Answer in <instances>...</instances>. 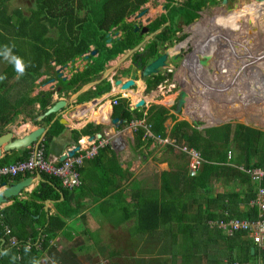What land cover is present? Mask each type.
I'll return each instance as SVG.
<instances>
[{"label":"trees","instance_id":"obj_1","mask_svg":"<svg viewBox=\"0 0 264 264\" xmlns=\"http://www.w3.org/2000/svg\"><path fill=\"white\" fill-rule=\"evenodd\" d=\"M10 1L0 0V52L4 51L5 45L11 47L13 54L23 59L26 69L25 74L18 79L22 86L20 88L18 86L17 93L14 92L15 94L10 96L9 91H13L14 87L17 88V85H8L7 81L16 75V72L14 66L0 55V65H3L0 76L7 77L0 81V89H2L0 123L4 120L7 123L12 122L22 106H29L36 102L42 113L50 106L48 105L50 91L43 93L38 99H29V93L34 88V81L42 76H46L45 81L53 79L57 82L58 93L74 92L81 85L95 80L107 62L131 49L140 41L141 37L132 31L133 24L125 23L124 18L137 12L139 7L147 2V0H33L29 15L23 16L19 8L8 9ZM228 1L240 2V0ZM198 2L199 0H187L182 7H171L166 17L162 16V22L167 19L172 24L174 21L176 23L178 18L187 19L190 11L197 7ZM210 3L214 5L217 1L210 0ZM201 7L194 11L186 23L193 18L208 16V13H200ZM156 27L157 25H150V29ZM174 27L170 25V31L166 35L165 33L159 35L157 39L163 41L171 37ZM112 28H115V31L119 30L121 37L106 47L107 34ZM206 33L209 35L214 33L210 41L212 46L230 37L231 28L228 22H219ZM201 39L202 35H199L193 44L202 45ZM90 47L96 51V54L93 57H87L81 71L73 73L68 80L57 79L55 67H64L77 59H83L82 57L89 52ZM145 49L151 54L148 58H140L142 65L148 59H152L153 44L146 45ZM133 61L137 62V55ZM244 68L247 67L239 66L236 69L239 72ZM229 71L236 73L235 68L229 67ZM158 81V78L150 81L149 88L155 86ZM108 88V83L102 82L88 96L81 97L100 95ZM227 91L231 92V88L227 87ZM225 96L230 95L221 97H224V100L230 99ZM162 112L166 113V111ZM217 112L218 117L228 113V111L220 112L219 108ZM240 112L243 116L241 122L247 120L264 127V111L262 113L254 107L251 111L242 109ZM148 113L146 117H143L137 110L128 112L121 105H116L112 108L111 116L125 123L131 120H144V124L149 125V131L153 136L164 138L167 135L175 144L183 143L188 148L196 150L205 161L198 172L192 176H187L186 170L161 173L160 192L145 191L146 197L139 193L140 197L130 207L119 204L122 203L121 193L125 192L124 189L119 188L124 186L130 173L127 168L121 169L111 158L109 161L106 154L112 155V152L108 148L99 150L92 160L86 162V168H80L77 171L80 178V185L77 188L67 189L60 185L59 179L40 174L42 182H39L31 191L27 200L12 198L10 199L12 203L2 210L4 221L11 229V235L18 243L28 244L29 249L25 252L22 247L16 249L7 246L6 238L0 231V242H2L0 264H32V261H37L41 252L49 248V241L55 239L65 227L66 220L77 218L85 229V216L80 212L84 208L80 200L86 194L82 192L86 190L81 182L83 176L95 179L97 195L92 197L93 200L107 198L108 205L118 206L115 208L123 213L124 221L132 218V223H129L124 230L129 237L139 239L143 244L146 241L143 242L142 239L153 232L158 231L159 236L167 237L166 244L157 252L162 255L164 252L168 253L169 264H177L176 257L179 258V264H203V260L208 257L216 264H222L224 260L227 263L237 261L240 264H264V250H259L247 238H242L240 234L227 237L220 230L211 229L206 225L208 221L213 220L255 218V209L248 206V202L254 197L255 185L250 183L244 174L225 166L224 163L226 152L231 150V164L264 169V133L238 124H225L197 131L184 121L174 123L168 133H165L163 122L166 118L162 115L153 117L150 109ZM189 115L193 117L192 113ZM52 118V114L48 115L41 122L48 125ZM58 128L57 124L49 125L43 139L45 149L60 133ZM99 129V127L86 125L79 131L71 132L72 140L77 141L81 136H92L94 133H99ZM143 135L144 130L139 127L132 139L133 150L140 154L141 150L147 148L149 144L148 138L141 140ZM27 154V150H22L15 160L23 161L27 158ZM9 163H14V160L10 161L6 157L0 159V165ZM116 176L121 180L115 182ZM19 179L20 177L11 181L16 182ZM214 180L220 182L223 191L213 195L211 183ZM134 183L136 185L135 181ZM261 186L264 188V181ZM87 195L90 197L89 194ZM44 201L52 203L55 215L49 216L47 222L39 226V221L35 217L41 211ZM35 226L39 227L36 229ZM86 233L89 232L85 229L83 234ZM123 245L128 249V244ZM38 246L39 250H36ZM250 248H253V254H250ZM219 249L222 251H218ZM136 250V246L130 249L131 252H125L124 248H113L109 244L96 247L97 256L106 260L108 264H143V259L140 260L132 254ZM5 251L7 255L3 254ZM142 252V250L139 251V253ZM144 253L150 254L149 249H146ZM218 255L224 257L221 263L217 259ZM160 264H165V260Z\"/></svg>","mask_w":264,"mask_h":264},{"label":"rangeland","instance_id":"obj_2","mask_svg":"<svg viewBox=\"0 0 264 264\" xmlns=\"http://www.w3.org/2000/svg\"><path fill=\"white\" fill-rule=\"evenodd\" d=\"M32 1L33 0H11L8 9L19 8L23 16H28L29 10L33 7ZM186 1L187 0H151L148 4H144L140 6L137 12H135V15H131L127 19L129 21L132 19L130 24H133L134 22L137 21L136 15L139 13L140 15L138 16H140L139 17L141 21L140 23L142 25L145 24V21L151 23L152 20H153V25H158L163 23L162 22L163 13L169 12L171 7H178L179 5L181 6L185 4ZM200 1L206 2V0H200ZM242 1L243 3H245L244 8L239 12H237V15L226 17L225 21L228 22L229 27L231 28V33L229 36H232L235 40L233 48L236 44H238V40L243 42V45L241 43V45L238 48V54L234 56H229L227 54L226 51L228 50V48L225 49V54H223V51L218 53V55H220L221 57L215 55V57L220 58V61L218 60V58H215L216 59L215 67L213 68L212 71L213 73L209 75L207 74L208 81L210 82L208 83L209 85L207 84V82H205L206 80H204L203 83L204 82L205 83L202 84V80L205 78L204 74L199 80L195 81L194 84H193V80L190 81L191 84L190 86H188L189 88L187 90L189 91L193 90L195 96L189 94L187 97L190 100L193 97H195L196 100L195 102L197 105L195 106L196 109L194 112V117L182 114L177 117V121L184 120L186 123L191 125L190 124L191 120L196 119L202 123L200 124L201 127H204L205 124L203 123L207 122L208 119H212L214 122L216 121V123H214L213 126L217 127L224 124L233 125V124H237L235 122H241L243 116L240 114L241 113L240 110L242 109H247V110L249 109L251 111L252 108L256 107L258 109H261V112L263 113L264 111V50L263 49L264 48L263 49L260 48L264 47V40H262L264 38V11L263 12L261 11L262 8L264 10V0H247V1L242 0ZM164 4L166 6H169L168 8H165L166 9L165 12L161 10L162 9L161 5L164 6ZM174 24L175 21L172 23L173 27ZM176 25H178V22H176ZM181 25L182 24H179V26ZM257 25L261 29L262 36H256L257 35L256 32L258 31ZM174 32L177 34L162 41V45H164L165 41L168 42V44H166L167 48L165 49V51H162L159 55L155 54L152 57V59H148L146 63V68L145 70H143L142 77H139L137 81L143 82L145 80V77L147 78V74H148L147 66H149L148 68H152L156 62L162 59V53H165L167 51L169 44L174 43L176 41L177 35L180 32L177 26L176 29L174 28ZM246 32H251V34L247 36ZM158 36L159 35H155V33H153L151 37L152 39L149 40L148 42V44H153V48L155 47V49L156 47L161 46L159 45L161 43V40L157 39ZM245 37L247 38L246 40ZM258 44L260 45L257 46ZM255 47L256 49H254ZM257 49L260 50L261 52H256ZM128 59L129 57H126L122 61L118 62L119 63L118 66L115 67V69L111 70L113 72L112 74H114V76H112L113 81L120 75L122 76L124 75V73H121V71H123L124 68H126V66L128 65ZM115 63H116V59L111 63L107 64L106 67L108 66L114 67L116 65ZM207 63H209V61H207ZM80 65H82V61H80V59H77L72 64H66L64 67H61V70L59 71L61 77H65L67 79L70 77V75L73 74L75 69L81 71ZM238 65L239 66L247 65L248 69L244 68L243 71L240 70L238 72V70L236 69ZM204 67H206L207 69L205 68L202 71L203 73L209 71L208 66L205 65ZM229 67L231 68L234 67L236 73L235 74L230 73ZM0 69H3V65H0ZM111 71L107 75L108 76L107 78H109L112 75V74L110 75ZM17 75L18 74L16 73V75L10 77L7 81L8 85H13V84L17 85L16 86L17 88L14 87L13 91L12 90L9 91L10 96L11 95L13 96L15 93H17L18 86L19 88L20 86H22V83L18 80L19 78H17ZM43 78L44 77H41L38 80L34 81V88L29 93V99H38L43 95V93L55 90V86H56L55 82L47 83V81H44ZM231 79L232 81L228 83L227 80H231ZM158 80L159 82L158 84H156V87L154 89L145 90V93L147 95L152 94L154 95V97L153 100L149 102V104H147L146 107L142 109L143 112L148 115L150 112L147 113L146 111L150 106V111L153 117H157L158 115L163 116L164 113L162 111H168V109L172 108L169 107V104H167V102L169 101L171 102L172 98L175 95L178 97L177 94H179L176 87L172 83H170V81L159 77ZM159 85H165L168 88L166 91L159 93L157 92ZM228 85H231L232 87L231 92L227 91ZM135 89H136V85L131 90L134 91ZM223 91L225 94L222 95ZM226 91L228 94L226 93ZM0 92H2V89H0ZM71 93L72 92H68L69 95H72ZM89 94L90 92L84 94V96H88ZM69 95H67V91H66V93L63 94L62 96L57 95L56 97L68 98ZM190 95H192V97H190ZM224 95H230V96H225V98L228 97L230 98L228 100L231 101L224 100L223 98H221V96ZM79 98L82 99L83 97H79ZM54 99L55 98L51 96L49 98L48 105H50ZM221 100H223L222 103H220ZM192 101L193 100H191V102ZM75 103L73 104L74 107L78 105V103L76 104ZM218 107L220 109L224 108L225 112L228 111L229 113L230 111L235 114L237 113L238 115L236 118L222 120L220 118H224L225 114L220 118H218L219 116L217 115ZM19 109L20 110L18 111V115L14 121L7 123L4 120L0 123V128L10 125L8 126V130L13 131L15 136H19L27 128H30V124H31L30 122H32V120H36L37 117L42 114L38 106V103L36 102L31 103L29 106H22ZM183 113L186 114V111H184ZM239 116L240 119H238ZM41 120H39V122L36 120V122H38L36 123L38 124L37 126H44ZM174 122H175L174 120L172 121L168 117V119H165V122H163V126L164 128L168 129L169 128L168 126H172ZM244 122L245 124H248L249 126L254 127L255 129L264 130V127H260L259 125H256L252 122H249L247 120ZM58 126L61 127V125ZM70 129H66L63 132H61V136L65 137L66 141L72 142L73 140L71 137ZM78 129L75 130L77 131ZM120 144L122 145L125 144L126 150L123 149L120 150L121 148H118L113 150L112 154L114 153L115 155L116 163H118L121 168H127V171L130 173L126 181L128 182V187L126 188L125 192L121 193V197H120L121 202L123 204L126 202L129 203V200L131 201V195H133L136 192V190L147 191L153 189L160 192L159 189L160 172L172 173L175 172L176 170L179 171L186 170L187 176H190L192 174L186 169L185 163L180 158L177 159V157H175V151L172 148L169 151L166 148H158L155 147L154 145L152 147V145L150 144L147 146V148H143L140 154L139 152L133 150L132 141L129 137L119 142V146ZM84 145H86V143ZM55 148L56 146L52 150H50V153H54ZM138 179L139 181L136 182L135 185L136 187H134L133 183ZM177 190L175 191V194L177 193ZM143 191L141 193H143ZM146 196H147L146 194H143V197ZM134 202L135 201L132 200V204ZM105 205H106L105 207H97L98 205L94 204V206L90 205L91 207L88 206L82 209L87 211L86 213L88 214L89 217L87 220L88 224H86L85 229L87 228L90 229V231H93V233L91 234L86 233V236H83V232L85 229L81 226L80 221L79 220L74 221L72 220L73 218H71L73 224L70 226L68 225V227L71 230H73L74 233L78 234V236L76 237L77 240L76 239L75 240L78 241L79 243L73 245V242L70 243L68 242L71 248V252H69L66 246H63L62 249L58 250L57 253H60L58 254L59 258L56 257V254L55 256H53V260L55 261V264H108L106 260L102 259L100 256L97 255L93 256L96 257L94 261L91 260L92 252H94V254L95 253L97 254L96 247H98L99 245L103 246L101 243L105 242L100 240L101 233L104 235L111 234L110 238L112 240L108 241V244L113 248H118V249L124 248L125 252H131L130 249L136 246L137 250L135 251V253L133 252L132 254L136 255V257L140 258V260L143 259L144 261L143 264H160L163 261V259L169 257L168 253L164 252V254L162 255V253L158 254L157 252L160 249V247L165 245L166 244L165 242H167V237L159 236L158 231L146 235V237L142 239L143 242L146 241V243L143 244L142 242H140L139 239L130 238L125 232H120L119 229L117 230L115 229L116 232H111L110 231L111 227L108 223L106 225L109 227V230L107 232L103 230V228L106 227V225H101V222L104 221L102 220V215H100V210L102 208H104V212L110 210L108 213L109 223L122 222V214H123L122 212H119V210H117L115 207H111V206L108 207V203ZM92 208H94V215L92 213ZM111 210H113L114 214L111 213L112 212ZM132 217L135 218V216ZM71 220H69V222ZM97 221H99V224L96 223ZM127 222L132 223V218H129ZM9 230L11 229L9 228ZM65 237L67 238L69 237L67 233ZM125 241H127V244L129 245L128 249L123 245ZM147 241H149L151 244ZM142 245L145 246L142 247ZM146 249H149L150 254L144 253ZM140 250H142L143 252L139 253ZM218 251H222V249H219ZM69 254H72L74 257H69ZM217 259L221 263L224 257H222V255H218ZM176 262L177 264L180 263L178 257H176ZM237 263L240 264L239 262ZM50 264H52V261H50ZM203 264H216V263L212 261L210 257H208L205 260H203Z\"/></svg>","mask_w":264,"mask_h":264},{"label":"clouds","instance_id":"obj_3","mask_svg":"<svg viewBox=\"0 0 264 264\" xmlns=\"http://www.w3.org/2000/svg\"><path fill=\"white\" fill-rule=\"evenodd\" d=\"M151 0H147V2H145L144 4H148L149 2H150ZM204 3H205V1H203ZM202 1H200L199 0V2H198V5H197V7L196 8H194L193 10H191L190 11V16L187 18V19H185V20H181V19H177L176 20V22H179V21H181L182 22V25L183 24H185L186 22H187V20L192 16V14L194 13V11H197L202 5H204V3H203ZM143 4V5H144ZM160 6V5H159ZM180 6V5H179ZM178 6V7H179ZM183 5H181L180 7H182ZM161 7H162V11H164L165 12V8H168L169 6H166L165 4H164V6L163 5H161ZM139 14V13H138ZM137 14V15H138ZM131 15H135V13H133V14H131ZM131 15H129V16H131ZM166 15H167V12L166 13H163L162 14V16H164V17H166ZM129 16H127V17H125L124 18V22L125 23H127V24H130L129 22H126L128 19V17ZM167 20V19H166ZM165 20V21H166ZM164 21V22H165ZM168 21V20H167ZM219 22V21H218ZM176 23H175V29H176ZM134 28V27H133ZM176 32H177V30H176ZM180 33V32H179ZM175 34H177V33H175ZM107 40H108V42H107V40L105 41V46L106 47H109L110 45H111V42L112 41H114V40H117V39H119L120 37H121V32L119 31V30H117V31H115V28H112L110 31H109V33L107 34ZM161 43H162V41H161ZM166 44H168V42H164V45H166ZM136 45H138V43L136 44ZM135 45V46H136ZM134 46V47H135ZM4 51L3 52H0V55H2L3 57H4V59L5 60H7L9 63H11L13 66H14V70H15V72L18 74L17 75V78H19V77H21V76H23L24 74H25V69H26V65H25V62L23 61V59L21 58V57H19V56H17V55H14L13 54V52H12V48L11 47H9V46H7V45H5L4 47ZM133 48V47H132ZM131 48V49H132ZM91 50H94V49H92L91 47H90V49H89V51H91ZM130 50V49H129ZM129 50H126V51H124L122 54H119V55H121V56H123V54H125L127 51H129ZM140 50V47H139V49L137 50V51H135L134 53H132L130 56H128L129 57V59L131 58V59H133L134 57H133V54H137V52ZM89 53V52H88ZM88 53L87 54H85V55H88ZM96 54V53H95ZM155 54V53H154ZM154 54L152 55V57L154 56ZM84 55V56H85ZM83 56V57H84ZM118 56V55H117ZM116 56V57H117ZM82 57V58H83ZM87 59V58H86ZM86 59H80V61H82L84 64H85V60ZM128 59V60H129ZM112 61V60H111ZM75 62V61H74ZM108 63V62H107ZM107 63L104 65V67H103V70H105V68L106 69H108V68H110V67H106L107 66ZM147 63V62H146ZM146 63L142 66V69L144 68V67H146ZM84 64H83V66H84ZM83 66H82V68H83ZM57 68V69H56ZM82 68H81V70H82ZM56 69V70H55ZM61 70V67L59 68V67H55L54 68V72H56V74H57V79L58 78H60V79H62L63 81H65V80H68L69 78H65V77H61V74H60V71ZM103 70L99 73V75L97 76V78L95 79V80H97V79H99V78H101V74H102V72H103ZM112 70V69H111ZM76 71H78L79 72V70H77V69H75L74 70V72L73 73H75ZM123 71H121V73H122ZM113 72L111 71V73H110V75L112 74ZM59 76V77H58ZM71 76V75H70ZM112 76H114V74H112L109 78H107L108 76H106L105 77V79L104 80H101L97 85H99L100 83H102V82H106V83H108V86H109V88H108V90L106 91V92H102L100 95H94V96H89V97H83L82 99H80L79 97H81V96H83L84 94H86V93H88V92H91V91H94L95 90V87L97 86V85H94L91 89H89V90H87L86 92H84L83 94H81V95H79L77 98H75L74 100H72V101H68V99H69V97H70V95L68 94V92H71V91H68L67 92V95H69V97L68 98H65V97H61V98H57L56 96L58 95H63V94H65L66 92H64V91H61V92H59L58 93V91H57V82L55 81V80H53V79H49V80H47V83L48 82H55V84H56V86H55V90H53V91H50L51 92V95H50V97L52 96V97H54L55 99L52 101V103L50 104V106L54 103V102H56V101H58V100H65L66 101V106L64 107V108H62L58 113H56V114H52L53 115V118L51 119V121H50V123L47 125V127L45 128V125L44 126H37L38 124H33V122H36L35 120H32V122H30L31 123V125L33 124L34 126H36V128H39V127H41V128H44V129H46V131H47V129H48V127H49V125L52 123V124H57V125H61V127L59 126V130H60V133L56 136V137H54L55 139L60 135L61 136V132H63L64 130H66V129H70V131L72 132V131H76L75 130V128H72V127H70V126H67V122H66V119H68V116H67V114H69L70 112V115H69V118H71L72 116H74V118L75 117H77V116H79V115H82V113L84 112V111H86L87 110V108L89 107L88 105H87V103L89 102V100H92V99H95V100H99V102H101V103H103V102H108L109 103V108H110V110L112 111V108L114 107V106H116V105H121L126 111H128V112H132V111H138V112H141L142 113V115H143V117H146L147 116V114L146 113H144L143 112V108L146 106V104L145 105H143V106H141V107H137V108H135V109H133V108H127L122 102H120L119 101V96H120V92L121 91H127V92H131L132 90V88L135 86V83L136 82H138L137 80H133V82H134V85L132 86V87H130L128 90H120L119 89V87H113V85H112V83H113V77ZM124 76V75H123ZM122 75H121V77L119 76V77H117L116 79H120L121 81H122V83L123 82H125V81H127L128 79H130V78H126L125 76L123 77ZM42 77H44L43 79H44V81H45V79H46V76H42ZM142 77V76H141ZM159 77V76H158ZM158 77H155V78H158ZM7 77L6 76H0V81H3V80H5ZM41 78V77H40ZM159 78H161V77H159ZM115 79V80H116ZM124 79V80H123ZM154 79V78H153ZM153 79H151L150 81H152ZM95 80H93V81H95ZM147 82V84H146V86H145V88H144V91H143V93L147 96V94L145 93V90L146 89H149V82L150 81H147V78L145 77V80L143 81V82ZM90 82H92V81H90ZM140 82V81H139ZM89 83V82H88ZM84 85V84H83ZM83 85H81V86H83ZM147 85H148V87H147ZM80 86V87H81ZM79 87V88H80ZM160 87H166L165 85H159V87H158V89H157V92H159V93H161V92H163V91H160ZM78 88V89H79ZM94 88V89H93ZM136 88H137V86H136ZM167 88L168 87H166V89L164 90V91H166L167 90ZM77 89V90H78ZM77 90H75L74 92H76ZM114 90H117L119 93H117V94H113V92H114ZM74 92H72L71 94H73ZM54 95V96H53ZM104 97V99H101V98H103ZM114 99H117V104L116 105H112L111 104V102H112V100H114ZM77 101V102H76ZM180 101H183L182 99H180ZM179 100L177 101V103L175 104V106L174 107H172V108H170V109H168V111H166V113H164V115H163V117H165V118H168L169 117V119H171L172 121L174 120L175 122L174 123H176V122H180V121H177V117L179 116V115H185L182 111L184 110V101H183V105H182V107H181V111H180V113L177 115V117L176 118H173L171 115H166L169 111H171V110H173L177 105H178V103L180 102ZM78 103V105L76 106V107H74L73 106V104L74 103ZM75 103V104H76ZM149 104V103H148ZM49 106V107H50ZM48 107V108H49ZM86 108V109H85ZM149 109H150V106L148 107V109H147V113H148V111H149ZM63 115H65V117L63 116ZM112 115V114H111ZM82 117V116H81ZM80 117V118H81ZM112 116H110V119H117V118H111ZM110 119H109V124H110ZM117 120H119V119H117ZM60 121H62V123H60ZM120 121V125L118 126L119 128H121L120 130H117V131H115L114 133H115V137H119L120 138V140L117 142L118 143V148H121L122 146V144H120V146H119V142L120 141H123L124 139H125V135H124V132H127V133H129L130 135H131V141H132V139H133V136H134V132H136V130H137V128H139V127H141L143 130H144V135H143V137L141 138V140L142 139H145V138H148L147 139V141H149V144L148 145H150V144H153L155 147H158V148H166L167 150H171V148L172 149H174V151H175V157H177V159H181L184 163H185V167H186V169L189 171V172H191L192 174L190 175V176H192L193 174H196L197 172H198V170L200 169V167H201V165L203 164V163H205V161L201 158V156H200V154L196 151V150H194V149H191V148H188L186 145H184L183 143H180V144H175L174 143V141L172 140V139H169L168 137H167V135L164 137V138H158V137H155V136H153L152 134H151V132L149 131V125H146V124H144V120H131V121H129L128 123H125L124 121H121V120H119ZM181 121H184V120H181ZM29 122V121H28ZM39 122V121H38ZM38 122H36V123H38ZM185 122V121H184ZM193 122H195L198 126H196V125H193ZM173 123V124H174ZM117 124H119V123H117ZM117 124H115V125H111V126H116ZM188 124V123H187ZM191 125H189L191 128H193V129H195V130H197V131H202V130H204V129H208V128H215L216 126H204V127H201V125L200 124H202L200 121H198V120H196V119H192L191 120V123H190ZM238 125H243V126H245V127H248V128H250V129H253V130H256V131H259V132H262V133H264V130H260V129H255V128H253V127H251V126H249V125H247V124H243V123H237ZM87 125H92V124H87ZM225 125V124H224ZM229 125H231V124H229ZM233 125H236V124H233ZM86 126V125H85ZM85 126H83V127H85ZM222 126V125H221ZM82 127V128H83ZM117 127V128H118ZM217 127H219V126H217ZM36 128H34V129H36ZM81 128V129H82ZM33 129V130H34ZM80 129V130H81ZM7 130V132H5V133H8V132H10L11 134H12V137L13 138H19V136H15L14 135V133H13V131H11V130H8V129H6ZM32 130V131H33ZM46 131H45V133H46ZM77 131H79V130H77ZM31 132V131H30ZM30 132H28V133H30ZM5 133H0V135H2V134H5ZM45 133H44V135H45ZM165 133H168L166 130H165ZM27 133H25L24 135H26ZM100 134H101V132H99V133H94L92 136H81V137H79L78 139H77V141H72L71 143L73 144V145H71L69 148H66L63 152H61V153H59L58 155H55V156H51L50 158H48L47 159V157H46V155H47V151L45 150V148H44V146H43V139H44V135L39 139V143L38 144H35V143H33V144H31L28 148H25V149H23V150H27L28 151V154H27V157H28V155H29V152L31 151V149H33V148H41L42 149V154H43V161L45 162V163H49V164H51V165H53V166H55V165H58V164H62L64 161H65V159L67 158H74V157H77L78 156V153H76V151L78 150V148L80 147V148H83V147H85V146H88V143H90V142H93L95 145H97L98 143H101V146L98 148V150L100 149H103L104 147H102V143H107V140H100L99 138H100ZM24 135H22V136H24ZM22 136H20V137H22ZM84 137H86L87 138V140H85V141H83L82 142V138H84ZM89 138H92L91 140H88ZM98 140V141H97ZM86 143V145H84ZM108 145L110 146V142H109V140H108ZM124 146H126L125 144H123ZM132 145H133V142H132ZM102 147V148H101ZM116 149V147L114 146L113 148H112V151L113 150H115ZM72 150H74V152H73V154L71 155V156H68L67 155V152H69V151H72ZM98 150L96 151V154H95V156L97 155V153H98ZM19 151H22V150H19ZM12 152H18V151H12ZM9 153H11V152H8V153H2L1 152V154H0V159H2L3 157H5V155L3 156V154H9ZM54 155V154H53ZM63 156V159L62 160H60L61 159V157ZM94 156V157H95ZM231 156H232V152H231V150H228L227 152H226V156H225V163H224V165L225 166H229V167H232V168H234L235 170H237V171H239V172H241L242 174H244L247 178H248V180H249V182L250 183H252L253 185H255V192H254V197H253V199H251L250 201H253L254 200V198H255V193H256V189H257V185H259V187L260 188H262L263 190H264V188L261 186V183L264 181V180H262L259 184H257V182H253V181H251L250 180V178L243 172V171H245V170H248V169H260V170H264V169H261V168H252V167H243L242 165H233V164H231V162H230V159H231ZM93 157V158H94ZM92 158V159H93ZM27 159V158H26ZM92 159H90V160H92ZM90 160H87V161H90ZM24 161V160H23ZM87 161H83V163L78 167V168H76V172L80 169V168H82L83 166H85L86 165V162ZM19 162H22V161H14V163H9V164H5V165H0V167L1 166H7V165H12V164H15V163H19ZM118 164V163H117ZM119 165V164H118ZM120 167V166H119ZM121 168V167H120ZM121 169H125V168H121ZM161 173H163V172H160V174ZM165 173H167V172H165ZM36 174H38L39 175V177H40V174H44V175H47V176H49V177H54V176H51V175H49V174H47V173H44V172H42V171H34V172H31V173H28V172H25V173H22V174H17V175H15V176H9V177H0V184L1 183H5V186H7V185H11V184H15L16 182H18V181H21L22 179H25V178H27V177H32V178H34V176L36 175ZM18 177H20V179L19 180H17L16 182H12L11 180L12 179H15V178H18ZM77 177H78V180H79V185H80V178H79V174H78V172H77ZM54 178H56V177H54ZM56 179H58V178H56ZM2 180H4V181H2ZM2 181V182H1ZM39 182H42V180H41V177H40V181ZM39 182H36V183H34V184H32V185H30L28 188H26V189H23L22 190V192L21 193H23L25 190H28V189H30L31 187H33V189L37 186V184L39 183ZM61 185V184H60ZM78 185V186H79ZM77 186V187H78ZM76 187V188H77ZM2 189H4V187H0V191L2 190ZM32 189V190H33ZM31 190V191H32ZM150 190H153V189H150ZM31 191H30V193H31ZM148 191V190H147ZM223 191V186L220 184V182H218V181H216V184H215V181H213L212 183H211V193L214 195V194H217V193H220V192H222ZM144 192L145 191H143V193L142 194H144ZM21 193H19V195L21 194ZM29 193V194H30ZM18 195V196H19ZM17 196V197H18ZM16 198V197H15ZM10 199H12V198H10ZM9 199V200H10ZM8 200V201H9ZM7 201V202H8ZM11 201V200H10ZM134 201H136V199L134 198ZM249 201V202H250ZM6 202V203H7ZM44 202H49V201H44ZM249 202H248V204H249ZM6 203H4V204H6ZM51 203V202H50ZM2 205V204H1ZM0 205V206H1ZM5 208V207H4ZM4 208H2L1 210H0V214L3 216V218H2V220H3V222H4V224L5 225H7L6 223H5V221H4V214H3V212H2V210L4 209ZM251 208V207H250ZM2 212V213H1ZM255 213H256V210H255ZM256 216V215H255ZM251 220V219H250ZM122 221H124L123 219H122ZM124 222H127V221H124ZM129 224V223H128ZM8 226V225H7ZM2 233V232H1ZM10 233H11V230H10ZM3 234V233H2ZM241 235V234H240ZM12 236V235H11ZM3 237H5L6 238V245L7 246H9L8 244H7V237L6 236H4L3 235ZM242 238H245L243 235H242ZM246 239V238H245ZM9 247H11V246H9ZM15 248V247H14ZM17 249V248H16ZM23 249V248H22ZM36 250H39V246L38 247H36ZM28 251V249L26 248L25 249V252H27ZM4 255H7L8 253H7V251H5L4 253H3ZM225 261V260H224ZM224 261L222 262V264H224ZM225 262H227V261H225ZM32 264H38V262L37 261H32ZM52 264H55V261L53 260L52 261Z\"/></svg>","mask_w":264,"mask_h":264},{"label":"crops","instance_id":"obj_4","mask_svg":"<svg viewBox=\"0 0 264 264\" xmlns=\"http://www.w3.org/2000/svg\"><path fill=\"white\" fill-rule=\"evenodd\" d=\"M214 26V25H213ZM218 44V43H217ZM223 53L225 54V50L223 51ZM122 56L121 55H118L117 57H115L112 61H114L115 59H116V65L114 66V67H112V66H108V67H110V69H115V67H117L118 66V62H120V61H122L123 59L121 58ZM112 61H109L107 64H109V63H111ZM83 62H82V65H80L81 66V68H82V66H83ZM168 68H171V67H168ZM211 68H212V66H211ZM56 70V69H55ZM81 70V69H80ZM187 70V69H186ZM111 71V70H110ZM155 74H153V76L152 75H150L149 77H147V81H150L151 79H153V78H155V76H154ZM157 77V76H156ZM201 78V77H200ZM100 79V78H99ZM205 79V78H204ZM124 80V79H123ZM199 80V79H198ZM190 81H192V80H190ZM195 81H197V80H195ZM194 82V81H193ZM146 84H147V82L145 81V82H136L135 83V85L137 86V88L134 90V91H131V92H127V91H121L120 92V96H119V101L120 102H124V105L127 107V108H133V109H135V108H137L136 107V104L137 103H139L140 101H143L144 102V105L146 104V106H147V104L149 103V102H151L152 100H153V97H154V95H152V94H150V95H145L144 93H143V91H144V88H145V86H146ZM190 86V85H189ZM189 88V87H188ZM94 89V88H93ZM187 91H189V90H187ZM117 93H119L117 90H114V92H113V94H117ZM190 94H194L193 93V90H190V92H189ZM189 93H188V95H189ZM223 94H225L224 93V91L222 92V95ZM187 95V96H188ZM195 95V94H194ZM221 98H224V97H221ZM101 99H104V97L103 98H101ZM172 99H174V97L172 98ZM100 100V99H99ZM99 100H95V99H92V100H89V102L87 103V105L89 106L88 108H87V110L86 111H84L83 113H82V115L84 116L83 117V119H82V117L80 118V119H82L81 121H78V122H76L75 120H74V118L73 119H71V118H69V115H70V113L69 114H67V116H68V119H66V122H67V126H70V127H72V128H75V129H78V130H80L83 126H85V125H87V124H92V126L93 127H99L100 129H99V132H101V134H100V140H107V143H102V147H105V148H108V150L110 151V152H113L112 151V148L115 146L116 147V149H118V141L120 140V138L117 136V137H115V131H117V130H120L121 128H119L118 126L120 125V123L119 124H117L116 126H111L110 124H109V119H110V116H111V114H112V111L110 110V108H109V103L108 102H103V103H101V102H99ZM186 101V100H185ZM223 102V100H221L220 101V103H222ZM186 103L187 102H184V110L182 111V112H184V111H186V114L185 115H187V116H190L189 114L190 113H192V116L194 117V112H195V104H191L190 105V107L192 108V110H189V106L188 105H186ZM167 104H169V107H173V106H175V104L172 106V101L170 102H167ZM187 104H190V102L189 103H187ZM209 104V103H208ZM145 106V107H146ZM139 107H141V106H139ZM222 107V106H221ZM219 108V107H218ZM86 109V108H85ZM220 109V108H219ZM225 109L223 108V109H220V111H224ZM243 110H247V109H243ZM249 110V109H248ZM247 110V111H248ZM215 113V112H214ZM82 115H79V116H77V117H80V116H82ZM167 115V114H166ZM237 113L235 114V113H232V112H229V113H227V114H225V117L224 118H220V119H224V120H228V119H230V118H236L237 117ZM64 117H65V115H63ZM112 118V117H111ZM16 119V118H15ZM14 119V120H15ZM238 119H240V116H239V118ZM13 120V121H14ZM212 122H213V124H212ZM214 123H216V121L214 122L212 119H208L207 120V122H205V123H203V124H205L204 126H213L214 125ZM235 123H238V122H235ZM239 123H241V122H239ZM242 123H244L245 124V122H242ZM110 127H109V126ZM248 125V124H247ZM8 126H10V125H7V126H5V127H3V128H1V133H5V132H7V130L6 129H8ZM101 126H103V127H101ZM47 127V125H45V128ZM118 127V128H117ZM169 128L168 129H166L165 128V130L168 132L169 131V129H170V127L171 126H168ZM34 128H36V126H34L33 124L31 125L30 124V128H27L24 132H22V134H20L19 135V137L20 136H22V135H24L25 133H28V132H30V131H32ZM102 128H104V129H102ZM254 128V127H253ZM102 129V130H101ZM124 135H125V138H127V137H129V138H131V135L129 134V133H127V132H124ZM127 136V137H126ZM66 138L65 137H62V136H58L56 139L55 138H53L51 141H50V143H49V145H48V147L45 149L46 151H47V155H46V157H47V159L48 158H50L51 156H55V155H58L59 153H61V152H63L66 148H69L71 145H73L71 142H69V141H66L65 140ZM85 140H87V138L86 137H84V138H82V142L83 141H85ZM108 140H109V142H110V146L108 145ZM98 141V140H97ZM121 142V141H120ZM152 145V147H153V144H151ZM56 146V148H55V150H54V153H50V150H52L54 147ZM122 147H121V149L120 150H126V146H124V145H121ZM101 147V148H102ZM100 150V149H99ZM98 150V151H99ZM54 154V155H53ZM5 155V157L8 159V160H10V161H16L15 159H17V157H19L20 156V151H18V152H11V153H9V154H3V156ZM106 156L108 157V159H109V161H110V158L112 159V160H114L115 161V155H114V153L112 154V155H110L109 153H107L106 154ZM107 159V160H108ZM116 162V161H115ZM88 163V162H87ZM87 167V164L85 165V166H83L82 168H86ZM95 180V179H94ZM94 180H93V178L91 179V178H86V176L84 177L83 176V179H82V184H83V186L86 188V190H83L82 192L83 193H86V194H84L83 196H84V198H82L80 201H81V203H83V206H84V208L85 207H88V206H90V205H93L94 206V204H96V205H98L97 207H105L106 205L105 204H107V201H106V199L107 198H104V199H101V200H93V196L94 195H97V184H96V182H94ZM120 181L121 179L120 178H118V176H116L115 178H114V181L115 182H117V181ZM127 181V180H126ZM125 181V183H124V186L123 187H120L119 189H124V191L126 190V188L128 187V182H126ZM139 181V179L137 180V181H135V182H138ZM134 187H136L135 186V183H134ZM154 188V187H153ZM33 189V187H31L30 189H28V190H25L23 193H21L18 197H16V199L17 200H27V198H28V195H29V193H30V191ZM135 189H137V188H135ZM143 190H136V192L133 194V195H131V201L129 200V203H119V204H121V205H128V207H130V206H132V200H134V198L135 199H138L139 197H140V195L142 194L141 192H142ZM138 193V194H137ZM139 193H141L140 195H139ZM87 194H89L90 195V197H91V200L89 201V196L87 195ZM143 195V194H142ZM12 203V201H8L6 204H2L1 206H0V210L2 209V208H4V207H7V206H9L10 204ZM70 204L71 205H73V203H71L70 202ZM118 207L117 205H115V206H112L111 204H109L108 205V207ZM91 207V206H90ZM83 208V209H84ZM240 208V210H242V207L240 206L239 207ZM83 211V212H82ZM110 211V210H109ZM109 211H105L104 212V208H102L101 210H100V215H102V220H104L103 222H101V225H106L107 223L110 225V227H111V229H110V231L111 232H116V230L117 229H119L120 230V232H125L124 230H125V228L126 227H128L129 226V224H128V222H124V221H122V222H116V223H113V222H108L109 221ZM112 212V214H114L113 213V210H111ZM80 212H81V214L82 215H84L85 216V218H84V221H85V227H86V224H88L87 222V220H88V214L86 213L87 211L86 210H80ZM2 213V212H1ZM92 213H93V215H94V208H92ZM53 215H55V209L53 208V205H52V203H50V202H47L46 204H45V202H43V207H42V209H41V211L39 212V214L35 217L38 221H39V226H41V225H43L45 222H47L46 220H47V218L49 217V216H53ZM72 220H74V221H77V218H74V219H72ZM70 221L69 222V220H66V222H67V224H66V227H64L61 231H60V234L58 235V236H56L55 237V239H53V240H50L49 241V248L47 249V250H45V251H43V252H41V254H40V256H39V258L37 259V262H38V264H50V261H53V256H55V254H56V257H58L59 258V256H58V254H60V253H57V251L58 250H60V249H62L63 248V246H66L67 248H68V250H69V252H71V248H70V245H69V243L70 242H73V245H75L76 243L78 244L79 242L78 241H76L77 239H76V237L78 236V234L77 233H74V231L73 230H71L69 227H68V225L70 226V225H72L73 224V221ZM107 221V222H106ZM96 223H98L99 224V221H97ZM116 225L115 227L113 226V225ZM39 226H35L36 227V229L39 227ZM88 226V225H87ZM68 227V228H67ZM102 228V227H101ZM87 229V228H86ZM116 229V230H115ZM88 230V232L91 234V233H93V231H90V229H87ZM103 230H105L106 232L109 230V227L106 225V227H104L103 228ZM66 233H67V235L69 236L68 238L67 237H65V235H66ZM126 233V232H125ZM89 234V235H90ZM100 235H101V237H100ZM99 235V237H100V240H102V241H105V242H102L101 244L103 245V244H105V245H107L108 244V241H110V240H112L111 238H110V235H104V234H100ZM83 236H86V234H83ZM106 237V238H105ZM130 238H133V237H130ZM66 239V240H65ZM76 239V240H75ZM69 242V243H68ZM147 242H149V241H147ZM123 243V242H122ZM125 244H127V241H125L124 242ZM251 243V242H250ZM1 244H2V242H0V246H1ZM61 252V251H60ZM253 254V253H252ZM94 255H97L96 253L94 254V252H92V258H91V260H95L96 259V257H93ZM69 257H74L72 254H69ZM163 260H165V264H167L168 262H170V256L168 257V258H165V259H163ZM175 261H176V258H175ZM169 264V263H168Z\"/></svg>","mask_w":264,"mask_h":264},{"label":"flooded vegetation","instance_id":"obj_5","mask_svg":"<svg viewBox=\"0 0 264 264\" xmlns=\"http://www.w3.org/2000/svg\"><path fill=\"white\" fill-rule=\"evenodd\" d=\"M215 1H217V3L214 5H211L210 0H208L205 2L206 4L203 7H201L200 13H208V16H206L204 18H193L189 23H185L181 26H179V24H182V22L181 21L178 22L177 28L180 31V33L177 35L175 43L169 44L168 49H170L174 44H177V43L183 41L184 39H186L190 35H194V36L187 42L186 46L183 47L181 49V51L179 53H177L175 56H173V57L167 56V58L165 60V65L162 66L161 68H159L157 70L158 73L154 75L155 77L156 76L163 77V79H166L168 81L173 80L172 84L176 87L179 94H177L178 97L175 95L174 99H172V106L175 103H177V101L180 99H182L184 102H187V103L190 102V104L186 103V105L189 106L188 107L189 110H192V108H193V107L192 108L190 107L191 104H195V106L197 105L195 102L196 101L195 97H193L191 99V100H193L192 102L187 97L188 93L190 92V91H187V89H188V86L191 84L190 83L191 79L185 78V73L187 71L186 69H189L188 67L192 66L193 63L201 60L206 55H210L211 60H210L209 65H208L209 71H206L203 73L205 79L202 80V84H204L205 82H207V84L210 83L208 81L207 74L209 75V74L213 73L212 71H213V68L215 67V60H216L215 58H218V60L220 61L219 57H215V53L217 52V54H218L219 52L224 51L231 44L232 40L234 39L232 36H230V37L225 38L220 42H216L212 46H210V41L212 40V37H214V33L210 34V35L208 33H206L212 27L209 24V18L212 14L219 11L218 5L222 2V0H215ZM240 2H241V0H240ZM227 3L229 4V3H233V2L227 0ZM239 3H237V4H239ZM239 8H240V6L238 7L237 12L240 11ZM261 11L262 12L264 11L263 8ZM237 12L234 15H237ZM139 17L140 16L136 15L137 21L133 23L134 28L132 29L133 32H135L139 37H141L138 44L142 43V45L140 46V50L137 52V54H133V57L137 55V62H134L133 59L130 58L128 60V65L126 66V68H124V70L122 72V73H124V76L126 78H130L131 76H134V79H132V80H137L139 77L142 76L141 71H142L143 65L141 63L140 58L141 57L148 58L149 54H151L150 52H148L145 49V47H146V45H148L149 40L152 39L151 38L152 34L155 33V35H161V34L165 33L164 35H166L170 31L169 26L172 25L169 21L166 20L165 22L158 24L156 28L150 29V25L153 24V20L151 21V23L145 21V24L142 25L140 23L141 21H140ZM261 17H263V16H261ZM131 20L130 21L127 20L126 22L131 23ZM220 22H226V21H220ZM256 23H258V22H256ZM257 27H258V25H257ZM250 34H251V32H246V35H250ZM174 35H175V32L172 33L171 37ZM199 35L200 36L202 35L201 40H202L203 44L199 45V46H195L193 44V41ZM159 45H161V46L156 47V49H155V47L153 48V50H154L153 54L155 53V54L159 55L162 51H165V49L167 48V46L162 45V43H160ZM168 49H167V51H168ZM167 51L165 53H162V55L167 54ZM218 56H220V55H218ZM218 65H219V63H218ZM211 66H212V68H211ZM240 66H243V65H240ZM245 66L248 69V66L247 65H245ZM245 66H243V67H245ZM168 67H171V68H168ZM223 67H224V65H223ZM238 67H239V65L236 68H238ZM202 75H201V77H202ZM120 77H121V75H120ZM204 80H206V81L203 83ZM231 81H232V79L227 80L228 83ZM158 82H157V84H158ZM194 82H193V84H194ZM155 87H156V85L150 87L148 90H152ZM230 87H231V85H230ZM192 95L195 96L194 94H192ZM192 95H190V97H192ZM166 119H168V118H166ZM164 122H165V120H164Z\"/></svg>","mask_w":264,"mask_h":264},{"label":"built area","instance_id":"obj_6","mask_svg":"<svg viewBox=\"0 0 264 264\" xmlns=\"http://www.w3.org/2000/svg\"><path fill=\"white\" fill-rule=\"evenodd\" d=\"M112 105L117 104V99L112 100ZM101 143L95 145L93 142L88 143V146L78 148L77 157L66 158L62 164L51 165L43 161V154L41 148H33L29 152L27 159L22 162L12 165L0 167V177L15 176L25 172L31 173L34 171H42L59 179L62 187L67 189L76 188L79 185L76 168H78L83 161L92 159ZM251 181L259 184L264 180V170L248 169L243 171ZM249 207L256 210L254 219H234L229 218L225 220L208 221L206 225L211 229L220 230L225 236L232 237L235 234H241L247 238L251 244L255 245L259 250H264V190L257 185L255 198L248 204ZM3 216L0 214V231L7 237V244L11 247L29 249L28 244L18 243L17 240L11 236L10 230L2 220ZM224 264H238L237 262ZM248 264V263H243ZM259 264V263H256Z\"/></svg>","mask_w":264,"mask_h":264},{"label":"water","instance_id":"obj_7","mask_svg":"<svg viewBox=\"0 0 264 264\" xmlns=\"http://www.w3.org/2000/svg\"><path fill=\"white\" fill-rule=\"evenodd\" d=\"M138 15H140V14H138ZM107 42H108V40H107ZM141 45H142V43L136 45L135 47H133L132 49L127 51L125 54H123V56L121 58L125 59L126 57L130 56L132 53L137 51ZM95 53H96L95 50H91V51H89L88 55H85L83 58L86 59L88 56L93 57L95 55ZM148 67L149 66H147V72L150 70V68H148ZM145 68L146 67H144L142 69L141 75L143 73V70H145ZM110 70H111L110 68L105 69L102 72L100 79L86 83L83 86H81L76 92H74L72 95H70L68 101L74 100L79 95H81L84 92H86L87 90L91 89L94 85H97L101 80H104L105 77L109 74ZM132 79H134V76H131L130 79H128L127 81H125L123 83L120 79H116L113 81L112 85H113V87H119L120 90H128L130 87H132L134 85V82ZM165 89H166V87H160V91H164ZM182 105H183V101H180L178 103V105L173 110H171L167 113V115L168 116L171 115L173 118H176L177 115L181 111ZM65 106H66L65 100H58V101L54 102L49 108H47L41 115H39L36 120L39 121L48 115L56 114ZM60 123H62V121H60ZM117 123H120V121L117 119H110L111 125H115ZM193 125L198 126L195 122H193ZM45 131H46V129L39 127V128L34 129L33 131H31L30 133H27L26 135L19 137V138H13L12 134L10 132L0 135V154H1V152L2 153H8V152H12V151L23 150L25 148H28L33 143L38 144L39 139L44 135ZM91 139L92 138H89L88 140H91ZM73 152H74V150L69 151V152H67V155L71 156L73 154ZM62 159H63V156L61 157L60 160H62ZM39 181H40V177L38 174H36L34 176V178L27 177L25 179H22L21 181L16 182L15 184L5 186V183H1L0 187H4V189H2L0 191V205L6 203L10 198L17 197L19 195V193L22 192L23 189H26L30 185H32L36 182H39ZM46 203L47 202H45V204ZM252 253H253V248H250V254H252Z\"/></svg>","mask_w":264,"mask_h":264},{"label":"bare ground","instance_id":"obj_8","mask_svg":"<svg viewBox=\"0 0 264 264\" xmlns=\"http://www.w3.org/2000/svg\"><path fill=\"white\" fill-rule=\"evenodd\" d=\"M239 6H240L239 9L242 10L244 8V6H245V3H243V1L241 0V2L239 4H237L236 2L228 4L227 0H222V2L218 5L219 11L215 12L214 14H212L210 16L209 24L211 26H213V25L218 24L220 21H225L226 17L232 16V15H234L237 12ZM257 30L258 31L256 32L257 33L256 36H262V34H261L262 32H261V29L259 28V26L257 27ZM193 36L194 35H190L189 37H187L183 41H181V42H179L177 44H174L170 49H168L167 54L162 55V59L159 60L152 68H150V70L148 71L147 77H149L150 75H153V74H157L158 73L157 70L165 65V60H166L167 56L168 57H173L177 53H179L181 51V49L186 46L187 42ZM247 36H249V35H247ZM261 38H263V37H261ZM246 39L247 38L245 37V40ZM262 40H264V38ZM234 43H235V40L233 39L231 44L227 47L228 50L226 52H227V54L229 56H234V55L238 54L239 46L241 45V43L243 45V42L238 40V44L235 45L237 47L234 46V48H233ZM259 45L260 44H258L257 46H259ZM263 48L264 47H261L260 49H263ZM254 49H256V47ZM256 52H261V51L257 49ZM215 55H218L217 52L215 53ZM210 60H211V56L210 55H206L201 60L193 63L192 66L188 67L189 69H187V71L185 73V78L186 79H191L193 81L200 79L201 75L203 74L202 71L206 68L204 66L205 65L208 66L209 63H207V61L210 62ZM200 72H202V73H200ZM172 82H173V80H170V83H172ZM228 87L232 88V87H230V85H228ZM143 105H144V102L140 101L139 103L136 104V107L143 106ZM259 110H261V109H259ZM80 117H75L74 118V116H72L71 119L74 118V120L76 122H78V121H81L84 116L82 115V119H80ZM218 118H220V117H218Z\"/></svg>","mask_w":264,"mask_h":264}]
</instances>
